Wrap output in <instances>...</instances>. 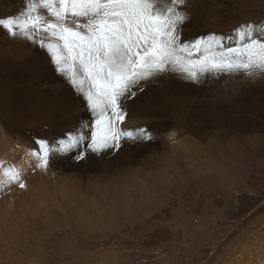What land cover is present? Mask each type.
Segmentation results:
<instances>
[{
	"label": "rangeland",
	"instance_id": "374dc122",
	"mask_svg": "<svg viewBox=\"0 0 264 264\" xmlns=\"http://www.w3.org/2000/svg\"><path fill=\"white\" fill-rule=\"evenodd\" d=\"M185 10L182 41L214 34L216 51H227L239 46L236 30L248 24L264 42V0H188ZM10 40L16 38L0 28V166L19 173L26 187L0 175V264H225L245 237L262 238L264 76L208 75L192 83L165 73L127 102L121 126L134 135L146 129L151 139H122L119 151L89 152L81 161L83 143L57 148L91 122L86 102L45 50L30 41L28 51L17 52ZM40 140L52 149L47 169L28 155ZM11 199L21 207L12 209ZM18 234L25 242L16 251ZM6 239L12 252L1 244Z\"/></svg>",
	"mask_w": 264,
	"mask_h": 264
},
{
	"label": "snow or ice",
	"instance_id": "6c2138e0",
	"mask_svg": "<svg viewBox=\"0 0 264 264\" xmlns=\"http://www.w3.org/2000/svg\"><path fill=\"white\" fill-rule=\"evenodd\" d=\"M188 0H26L16 16L0 18V28L46 51L55 71L86 102L91 122L61 141L57 151L78 148L76 159L88 153L119 151L122 139H151L146 129L126 130L127 102L144 85L165 73L200 83L208 75L242 73L264 76V42L250 26L237 29L239 46L217 52L214 34L194 42L180 39V27L190 19ZM69 16L73 22L69 23ZM84 18L76 22L75 18ZM199 52L198 58H192ZM29 155L49 167L52 152L46 140ZM6 183L25 188L14 169L0 166ZM144 264V262H141Z\"/></svg>",
	"mask_w": 264,
	"mask_h": 264
},
{
	"label": "bare ground",
	"instance_id": "6f19581e",
	"mask_svg": "<svg viewBox=\"0 0 264 264\" xmlns=\"http://www.w3.org/2000/svg\"><path fill=\"white\" fill-rule=\"evenodd\" d=\"M18 1H21V3H20V8H18V7H15V5H17V2ZM25 3H26V0H0V16H3V15H6L5 14V11H8V9H10V10H14V11H16V13L17 14H19L22 10H23V8H24V5H25ZM8 13V12H7ZM5 17V16H4ZM71 17V16H70ZM1 18V17H0ZM74 18L72 17V20H73ZM75 20H76V22H83V20H84V18H82V17H77V18H75ZM187 35H188V33H187ZM184 36H186V35H184ZM16 38V40H10V43L12 44V46L14 47V49L17 51V52H20V51H22V50H29V42H28V44H26V43H24V40H23V42H22V40H20L19 39V37H15ZM185 39V38H184ZM189 40V39H188ZM5 43H6V41H5ZM9 43H8V40H7V45H8ZM27 53V52H26ZM34 53H36L34 50L32 51V53H31V57H35L36 56V54H34ZM37 54H38V52H37ZM29 56V55H28ZM48 58V57H47ZM47 62V61H46ZM52 75V74H51ZM55 75V74H54ZM59 76V75H58ZM53 79H55V77L54 76H51ZM62 78V77H61ZM60 89V88H59ZM65 93V92H64ZM66 94V93H65ZM62 96V95H61ZM66 96H69V95H67L66 94ZM59 98H61V97H59ZM56 99V98H55ZM54 99V100H55ZM62 101H63V99H61ZM56 101V100H55ZM59 102V101H58ZM74 102V101H73ZM76 102V101H75ZM71 103V102H70ZM57 104V103H56ZM60 104V103H59ZM72 104V103H71ZM67 105V104H66ZM70 105V104H69ZM59 106V105H58ZM72 107H75V106H72ZM66 108V107H65ZM76 108V107H75ZM69 109V108H68ZM81 109H83V108H81ZM74 111V110H73ZM77 112L79 111V109L78 110H76ZM71 112V111H70ZM75 112V111H74ZM82 113H84V112H82ZM78 114V113H77ZM75 116V115H74ZM86 116V115H85ZM42 117V116H41ZM82 117V116H81ZM37 120V119H36ZM35 120V121H36ZM41 120V119H40ZM38 122H39V119H38ZM128 123V122H127ZM34 125V124H33ZM28 127V126H27ZM34 127V126H33ZM130 127H132V126H130ZM3 131V130H2ZM1 130H0V134H2L3 132H2ZM2 135H5V134H2ZM7 139V138H6ZM4 140V139H3ZM3 140H1L0 139V142H2ZM3 143V142H2ZM6 143H9L8 141L6 142ZM0 145H2V144H0ZM175 145V144H174ZM5 146V145H4ZM3 146V147H4ZM9 146H10V144H9ZM2 147V146H1ZM2 147V148H3ZM176 147H177V145H176ZM2 148H0V150L2 149ZM30 148V147H29ZM172 148V147H171ZM4 149V148H3ZM2 149V150H3ZM8 149H9V147H8ZM5 150V149H4ZM11 150V149H10ZM9 150V151H10ZM12 151V150H11ZM3 152V151H2ZM1 152V154H3ZM31 152V151H30ZM26 154V153H25ZM28 154V153H27ZM29 155V154H28ZM27 155V156H28ZM9 156V155H8ZM15 156V155H14ZM23 156H24V154H23ZM23 158V157H22ZM11 159H12V157H11ZM21 159V158H20ZM4 160V156H2V158H0V162H2ZM30 160V159H29ZM6 161V160H5ZM8 161V160H7ZM19 161V160H18ZM9 162V161H8ZM27 162V161H26ZM7 163V162H6ZM22 165V164H21ZM47 171V170H46ZM43 172V171H42ZM36 175H37V173H36ZM41 175H43L44 177H46L47 175L44 173H41ZM46 175V176H45ZM32 177V176H31ZM31 177H29L30 178V180H31ZM49 178H52V176L51 177H49ZM57 177L56 176H54V179H56ZM4 179V178H3ZM36 179V176H35V178H34V180ZM41 179H42V177H41ZM33 180V179H32ZM31 180V181H32ZM4 181H5V179H4ZM41 181V180H40ZM43 181V180H42ZM27 182H28V180H27ZM35 182H38V180L37 181H35ZM44 182V181H43ZM54 183V182H53ZM8 184H11V185H17L16 183H14V182H12V183H8ZM39 184V183H38ZM29 185V184H28ZM27 185V186H28ZM33 185H35L34 183H33ZM36 185H37V183H36ZM40 185V184H39ZM46 186V185H45ZM54 186V185H53ZM51 187V186H50ZM34 188V187H33ZM32 188V189H33ZM45 188V187H44ZM17 189V188H16ZM31 189V190H32ZM38 189V188H37ZM50 189V188H49ZM60 189V188H59ZM33 191H34V189H33ZM52 191H54V190H52ZM51 191V192H52ZM61 191V190H60ZM12 191H10V195L11 194H13V193H11ZM20 192V191H19ZM34 192H36V190L34 191ZM40 192V191H39ZM39 192H37V193H39ZM49 192V191H48ZM51 192H49V193H51ZM14 193H16V190H15V192ZM22 193V192H21ZM47 193V192H46ZM56 193V192H55ZM58 193V192H57ZM56 193V194H57ZM60 193H62V192H60ZM17 194V193H16ZM31 194V193H30ZM45 194V193H44ZM53 194V193H52ZM51 194V195H52ZM80 194V193H79ZM5 195V194H4ZM8 195V194H7ZM6 195V196H7ZM9 195V197L11 198V196ZM48 195H50V194H48ZM5 196V197H6ZM17 197V195H13L12 197L13 198H15V199H17L16 197ZM22 196V195H21ZM40 196H43V195H40ZM54 196H56L55 194H54ZM53 196V197H54ZM84 196V195H83ZM8 197V196H7ZM52 197V198H53ZM60 197V196H59ZM21 198V197H20ZM19 198V199H20ZM34 198V197H33ZM42 198V197H41ZM48 197L46 196V199H47ZM66 198V197H65ZM1 199H4V197L3 198H1ZM14 199V200H15ZM48 199H50V198H48ZM55 199H57L56 197L54 198V200ZM84 199V198H83ZM5 200H6V198H5ZM18 200V199H17ZM17 200H15V202H17V204L18 205H16V203H13L14 201L11 199V201L9 200H7L8 202H12L10 205H13V207H12V209L13 208H15L16 206H20V203H19V201H17ZM37 200V199H36ZM43 200V202H44V199H42ZM52 200V199H51ZM62 200V199H61ZM78 200V199H77ZM28 202H29V200H27ZM38 201V200H37ZM41 201V200H40ZM42 202V203H43ZM0 203H2V204H0V209H1V207H2V205H4V203H3V200L0 202ZM23 203H24V201H23ZM30 203H31V201H30ZM7 204V203H6ZM25 208H26V206H27V203H26V201H25ZM44 204V203H43ZM49 204V203H48ZM83 204V203H82ZM7 207L6 208H8L9 206L8 205H6ZM85 206V205H84ZM87 206V205H86ZM21 207V206H20ZM45 207H47V204H46V206H44V208L43 209H46ZM18 208V207H17ZM30 208V207H29ZM28 208V209H29ZM36 208V207H35ZM38 208H40V207H38ZM37 208V210H39V211H42V210H40V209H38ZM84 208V207H83ZM9 209V208H8ZM20 209V208H19ZM23 209V208H22ZM31 209V208H30ZM2 210V209H1ZM11 210V209H10ZM51 210V209H50ZM3 211V210H2ZM5 211V210H4ZM24 211H26V209L24 210ZM45 211V210H44ZM1 212V211H0ZM8 212H9V210H8ZM12 213V212H11ZM46 213V212H45ZM1 214V213H0ZM4 214H6V211H5V213ZM15 213H13V215H14ZM21 214H22V212H21ZM36 214V213H35ZM35 214H34V216H35ZM11 215V214H10ZM40 217H42V216H40ZM5 218V217H4ZM18 218V217H17ZM48 218V217H47ZM32 219V218H31ZM36 219V218H35ZM2 220V219H1ZM7 220V219H6ZM21 220H23V218H21ZM3 221V220H2ZM5 221V220H4ZM19 221V220H18ZM25 221V220H24ZM57 221V220H56ZM20 222H22V221H20ZM26 222V221H25ZM35 222V221H34ZM22 224H24V223H22ZM29 224H34V223H32V222H29ZM36 225V224H35ZM25 226V225H24ZM23 226V227H24ZM30 226H32V225H30ZM23 227H21L20 229H18L17 230V232L18 233H20L22 230H23ZM9 230V229H8ZM4 231V230H3ZM262 231H264V229H262ZM2 232V231H1ZM7 233V232H6ZM6 233H4L5 235V237H7V235H6ZM9 233V232H8ZM259 233L258 232H256V233H254V236L253 237H245L243 240V242L241 241L240 242V244L239 245H237L238 247H236V251H235V256H234V253H232L233 255H230V257H228V261L225 263V264H264V233H263V235H261L262 236V238L261 239H259V235H258ZM19 235V237L17 238V237H13V240H14V242H16L15 244H14V246H16V245H18L15 249H16V251L20 248V245H19V240H21L22 242H25V238L23 237V235L22 234H18ZM11 237V236H10ZM11 237V238H12ZM5 239V238H4ZM11 240V239H10ZM10 240H5V242L3 241V243L1 242V244L2 245H5V246H3V247H5V248H8V247H10V245L13 243V242H11ZM7 241H9L8 243H6ZM1 246V245H0ZM12 247H13V245H12ZM1 248V247H0ZM11 248V247H10ZM10 248H8L7 249V251L9 250V252H12V251H10V250H12V248L10 249ZM6 250V249H5ZM235 250V249H234ZM0 251H2L1 249H0ZM20 251H21V249H20ZM1 253V252H0ZM5 253V252H4ZM15 253V252H14ZM3 254V253H2ZM1 255V254H0ZM5 255V254H4ZM77 256V255H76ZM2 259V258H1Z\"/></svg>",
	"mask_w": 264,
	"mask_h": 264
},
{
	"label": "crops",
	"instance_id": "0c3cea01",
	"mask_svg": "<svg viewBox=\"0 0 264 264\" xmlns=\"http://www.w3.org/2000/svg\"><path fill=\"white\" fill-rule=\"evenodd\" d=\"M254 78H256V76L254 77ZM253 79V78H252ZM255 80V79H254Z\"/></svg>",
	"mask_w": 264,
	"mask_h": 264
}]
</instances>
